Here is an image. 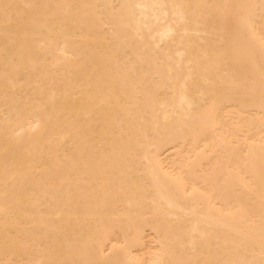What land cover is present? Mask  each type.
Masks as SVG:
<instances>
[{"label": "bare ground", "instance_id": "obj_1", "mask_svg": "<svg viewBox=\"0 0 264 264\" xmlns=\"http://www.w3.org/2000/svg\"><path fill=\"white\" fill-rule=\"evenodd\" d=\"M0 264H264V0H0Z\"/></svg>", "mask_w": 264, "mask_h": 264}]
</instances>
